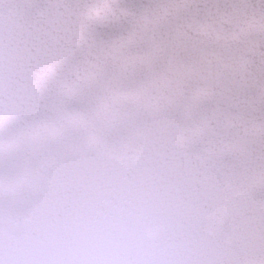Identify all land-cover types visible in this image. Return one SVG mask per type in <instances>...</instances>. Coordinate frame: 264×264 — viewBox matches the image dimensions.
<instances>
[{
  "label": "snow or ice",
  "instance_id": "6c2138e0",
  "mask_svg": "<svg viewBox=\"0 0 264 264\" xmlns=\"http://www.w3.org/2000/svg\"><path fill=\"white\" fill-rule=\"evenodd\" d=\"M0 264H264V0H0Z\"/></svg>",
  "mask_w": 264,
  "mask_h": 264
}]
</instances>
